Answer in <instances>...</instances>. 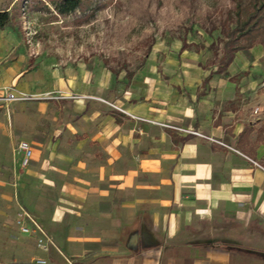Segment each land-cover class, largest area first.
I'll return each instance as SVG.
<instances>
[{
	"label": "crops",
	"instance_id": "obj_1",
	"mask_svg": "<svg viewBox=\"0 0 264 264\" xmlns=\"http://www.w3.org/2000/svg\"><path fill=\"white\" fill-rule=\"evenodd\" d=\"M209 84L155 82L125 112L73 91L0 102V157L55 244L0 264H264V90L248 79L233 103L232 82Z\"/></svg>",
	"mask_w": 264,
	"mask_h": 264
},
{
	"label": "rangeland",
	"instance_id": "obj_2",
	"mask_svg": "<svg viewBox=\"0 0 264 264\" xmlns=\"http://www.w3.org/2000/svg\"><path fill=\"white\" fill-rule=\"evenodd\" d=\"M21 1L25 9L37 3ZM86 1V10L68 14L47 1L0 29V70L8 79L15 74V81L4 86L24 83L21 92L28 98L19 100L73 91L78 98L86 94L125 112L123 104L149 92L155 82L162 91L177 86L198 96L215 89L209 81L227 80L233 103L242 102L248 79L258 80L264 90L259 44L248 53L234 52L226 68L216 71L235 0ZM16 3L0 0V10L10 12ZM26 200L0 157V261L27 260L31 248H38L35 237L15 225L20 206L44 225V216L31 211Z\"/></svg>",
	"mask_w": 264,
	"mask_h": 264
},
{
	"label": "trees",
	"instance_id": "obj_3",
	"mask_svg": "<svg viewBox=\"0 0 264 264\" xmlns=\"http://www.w3.org/2000/svg\"><path fill=\"white\" fill-rule=\"evenodd\" d=\"M34 5L24 8L21 0L10 12L0 11V28L10 23L15 24L27 11H32L38 5L45 6L50 1L54 9L60 14H68L78 9L84 11L87 8L86 0H34ZM234 11L231 13L229 23L224 29L225 40L223 42V57L217 72H222L230 63L232 55L236 51L247 52L256 44L264 50V0H235Z\"/></svg>",
	"mask_w": 264,
	"mask_h": 264
},
{
	"label": "built area",
	"instance_id": "obj_4",
	"mask_svg": "<svg viewBox=\"0 0 264 264\" xmlns=\"http://www.w3.org/2000/svg\"><path fill=\"white\" fill-rule=\"evenodd\" d=\"M47 97V96H45ZM50 98H61L66 97L61 94L50 95ZM69 98H78V96L70 94ZM28 96L22 93L19 90H16L13 86H4L0 88V102L8 103L12 101H16L19 99H26ZM254 112H257V107L254 108ZM187 132L200 135L199 132L194 130H187ZM16 149L20 152V166L26 167L29 164L32 148L28 141L19 140L16 145ZM15 225L19 229L20 232L33 235L35 237L36 246L42 250H48L51 246H55L53 240L49 236L48 232L44 229V227L40 224V222L36 219L34 215L29 212L23 206H20L16 217H15ZM37 264H45L44 259H36Z\"/></svg>",
	"mask_w": 264,
	"mask_h": 264
}]
</instances>
